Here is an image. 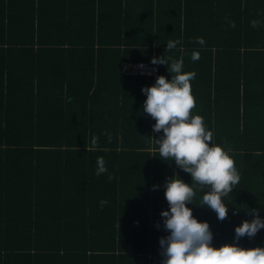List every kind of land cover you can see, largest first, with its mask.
I'll use <instances>...</instances> for the list:
<instances>
[{"label": "trees", "instance_id": "1", "mask_svg": "<svg viewBox=\"0 0 264 264\" xmlns=\"http://www.w3.org/2000/svg\"><path fill=\"white\" fill-rule=\"evenodd\" d=\"M162 55L195 72L192 113L241 177L225 219L197 206L207 189L188 206L213 246H264V229L234 240L264 217V0H0V264H163V184L191 176L159 158L141 91L155 80L121 71Z\"/></svg>", "mask_w": 264, "mask_h": 264}, {"label": "clouds", "instance_id": "2", "mask_svg": "<svg viewBox=\"0 0 264 264\" xmlns=\"http://www.w3.org/2000/svg\"><path fill=\"white\" fill-rule=\"evenodd\" d=\"M255 25V21L253 22ZM203 43L202 38H198ZM180 44L179 40H170L166 49L171 50ZM191 59H199V53L193 52ZM151 63L167 66L171 79L164 75L156 78L155 83L141 91L146 95L143 111L155 120L153 132L162 135L155 139L159 158L167 162L174 161L184 172L191 176V184L186 183L178 173L164 181V196L169 207L162 210L160 216L163 228L168 232L160 237L159 245L164 257L163 264H264V246L245 248L238 243H226L213 246V233L207 221H201L193 215L189 204L197 190L207 189L202 195L199 207H206L223 220L228 215L229 205L225 200L235 186L240 183V173L230 155V149L214 141L213 132L207 128L204 118L193 114L195 99L192 95L191 81L195 72L183 70V59L153 56ZM97 138L87 151L95 150ZM103 156L96 158V175L107 173ZM112 177L109 176V179ZM159 186L154 185L156 189ZM100 206L108 203L101 200ZM251 220H244L235 227L234 240L239 241L247 235L249 238L264 229V217L258 209H251Z\"/></svg>", "mask_w": 264, "mask_h": 264}, {"label": "built area", "instance_id": "3", "mask_svg": "<svg viewBox=\"0 0 264 264\" xmlns=\"http://www.w3.org/2000/svg\"><path fill=\"white\" fill-rule=\"evenodd\" d=\"M121 71L128 76H144L154 80L158 77V68L147 62H124Z\"/></svg>", "mask_w": 264, "mask_h": 264}]
</instances>
